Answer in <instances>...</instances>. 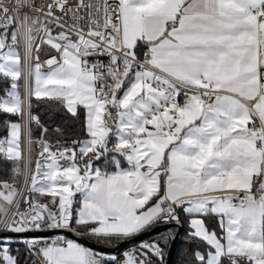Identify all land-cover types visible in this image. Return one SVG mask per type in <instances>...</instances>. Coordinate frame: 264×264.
<instances>
[{"label":"snow or ice","instance_id":"6c2138e0","mask_svg":"<svg viewBox=\"0 0 264 264\" xmlns=\"http://www.w3.org/2000/svg\"><path fill=\"white\" fill-rule=\"evenodd\" d=\"M0 78L20 118L0 138V234H37L26 260L0 235V264H164L171 230L122 259L42 233L113 245L181 212L187 264H264V0H0ZM33 96L83 135L48 140Z\"/></svg>","mask_w":264,"mask_h":264},{"label":"trees","instance_id":"16d2710c","mask_svg":"<svg viewBox=\"0 0 264 264\" xmlns=\"http://www.w3.org/2000/svg\"><path fill=\"white\" fill-rule=\"evenodd\" d=\"M6 87V81L0 78V97L6 95L4 89ZM32 104V115L37 116L40 120L41 125L47 128L49 131L47 133V139L55 143L57 140L61 142L70 143L72 139H75L77 136L83 135L81 120H77L72 117L70 113L66 111L58 102L48 100V99H36L34 96L31 98ZM19 118L17 116L0 112V138L7 136V127L6 121H17ZM32 135L34 139H39L41 137L42 128L37 126L34 122L31 124ZM56 128H60L64 135H57L54 131ZM38 144L33 145V160L36 158V153H38ZM11 167L12 163L6 161L3 158H0V181L10 180L11 178ZM20 183H22V178ZM180 220L183 224L182 235L179 239L177 249L174 255L173 264H187L188 258L191 253L196 250L199 242L193 241L189 238V227L187 222V217L184 213H180ZM209 224L215 225L216 220L213 218L209 220ZM176 229H172V234L175 233ZM169 233V232H168ZM167 233V234H168ZM91 239V238H90ZM94 240V239H92ZM22 240H12L11 248L13 251L19 249L21 260H26L24 245L21 242ZM95 241V240H94ZM113 245L103 244L106 246ZM121 255V254H120ZM119 255V256H120Z\"/></svg>","mask_w":264,"mask_h":264},{"label":"water","instance_id":"95a60500","mask_svg":"<svg viewBox=\"0 0 264 264\" xmlns=\"http://www.w3.org/2000/svg\"><path fill=\"white\" fill-rule=\"evenodd\" d=\"M176 229L174 236L175 239H170L169 242L165 245L161 241V246L164 247V257L166 258L164 264H173L174 255L177 249L179 239L182 235L183 224L182 222L178 225L175 222L170 223H159L155 225L150 231L141 234L140 236L133 237L130 240L124 241L122 243H117L114 246H106L96 241L90 239L87 236L77 237L71 232L55 230L52 232L42 233L44 236H55V235H64L69 239H75L83 245L93 248L98 252H103L106 255H117L119 256L127 249L139 244L142 240H150L154 238H160L161 236H166L169 230ZM0 235L11 237L12 240H23L26 237L32 235H37L36 233H2Z\"/></svg>","mask_w":264,"mask_h":264},{"label":"built area","instance_id":"2783aa9c","mask_svg":"<svg viewBox=\"0 0 264 264\" xmlns=\"http://www.w3.org/2000/svg\"><path fill=\"white\" fill-rule=\"evenodd\" d=\"M38 2H39V0H38ZM22 50V49H21ZM51 52V50H50V48L47 46V45H44L43 47H42V49H41V52H40V60H41V62H43L46 58H47V56H48V54ZM52 54H54V53H52ZM24 96H25V88H24ZM31 111H32V109H31ZM26 120H25V122H26V124H27V118H25ZM3 203V202H2ZM6 207H9V213H11V212H14L15 211V206H7V205H5ZM22 207H23V204L21 205Z\"/></svg>","mask_w":264,"mask_h":264},{"label":"rangeland","instance_id":"374dc122","mask_svg":"<svg viewBox=\"0 0 264 264\" xmlns=\"http://www.w3.org/2000/svg\"><path fill=\"white\" fill-rule=\"evenodd\" d=\"M20 92H21V95H22V97H24V95H23V91L22 90H20ZM20 119V118H19ZM15 122V121H14ZM21 139H22V141L24 140V134L22 133V136H21ZM40 151V147L38 148V152ZM35 160V159H34ZM23 182V181H22ZM22 184V183H21ZM46 202V201H45ZM176 231V230H175ZM174 235V234H173ZM140 244V243H139ZM139 244H137V245H139ZM137 245H135V246H137ZM134 247V246H133ZM133 247H131V248H133ZM131 248H129V249H127V250H130ZM126 250V251H127ZM116 257H118V258H123V254H121L120 256H116ZM165 257H164V261H165Z\"/></svg>","mask_w":264,"mask_h":264},{"label":"crops","instance_id":"0c3cea01","mask_svg":"<svg viewBox=\"0 0 264 264\" xmlns=\"http://www.w3.org/2000/svg\"><path fill=\"white\" fill-rule=\"evenodd\" d=\"M20 90L23 91V95H24V87H23V85L21 86ZM18 118H19V117H18ZM18 120H19V119H18ZM18 120H17V121H18ZM25 120H26V119H25ZM25 120L23 121V123H24L25 125H27L26 122H25ZM15 122H16V121H15ZM43 199H44L45 201H47V197H45V198H43ZM0 203H2V201H0ZM123 253H124V252H123ZM123 253H122V254H123ZM109 256H111V255H109ZM114 256H117V255H114Z\"/></svg>","mask_w":264,"mask_h":264}]
</instances>
